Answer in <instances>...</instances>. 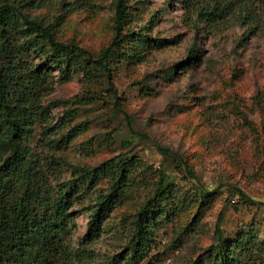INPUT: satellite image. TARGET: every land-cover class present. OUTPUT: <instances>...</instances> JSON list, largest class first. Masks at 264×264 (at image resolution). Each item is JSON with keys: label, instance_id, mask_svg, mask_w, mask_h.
<instances>
[{"label": "rangeland", "instance_id": "rangeland-1", "mask_svg": "<svg viewBox=\"0 0 264 264\" xmlns=\"http://www.w3.org/2000/svg\"><path fill=\"white\" fill-rule=\"evenodd\" d=\"M18 1L29 4L24 13L53 24L61 42L72 40L94 54L113 35L115 0ZM126 3L127 27L145 28L162 45L143 61L116 62L109 80L102 75L88 82L75 74L63 82L52 71L55 85L42 100L49 128L36 125L28 143L53 165V185L71 179L74 168L109 159L140 163L130 177L135 186L92 242L82 240L88 210L110 181L99 180L80 204L73 202L65 238L71 257L63 264H123L134 215L153 196L161 173L174 186L168 215L156 220L153 244L135 264H188L215 243L217 228L229 241L252 226L264 241V7L252 4L240 17L226 14L206 26L182 0ZM65 112H74L69 123L59 121ZM201 193L207 204L194 218Z\"/></svg>", "mask_w": 264, "mask_h": 264}, {"label": "trees", "instance_id": "trees-1", "mask_svg": "<svg viewBox=\"0 0 264 264\" xmlns=\"http://www.w3.org/2000/svg\"><path fill=\"white\" fill-rule=\"evenodd\" d=\"M182 1L189 14L206 26L225 19L226 14L238 12L240 17L242 12H250L252 4L264 7V0ZM28 6L18 0H0V264H63L71 257L65 238L73 202L80 204L99 180L110 181L107 193H99L88 210L90 221L82 240L92 242L125 191L135 186L134 177H130L140 163L133 157L113 158L91 169L74 168L71 179L51 183L49 170L53 165L28 143L35 138L36 125L49 128L50 115L42 100L55 85L52 71L63 82L75 74L88 82L102 75L109 80L113 64L143 61L162 43L149 37L143 27H127L132 17L126 0H115L113 35L97 54L72 40L61 42L53 24L22 11ZM188 55L194 58V49ZM168 72L172 80L173 69L168 68ZM73 118L74 112H65L59 121L69 123ZM189 174L193 176L191 171ZM143 180L145 177L137 179L140 183ZM172 185L165 174L158 175L153 196L134 215L123 264L137 263L153 244V232L159 227L156 220L168 215L165 207L174 192ZM237 194L245 199L243 193ZM199 196L194 218L207 204L208 195ZM188 264H264V241L252 226L241 228L229 241L217 228L215 243Z\"/></svg>", "mask_w": 264, "mask_h": 264}]
</instances>
